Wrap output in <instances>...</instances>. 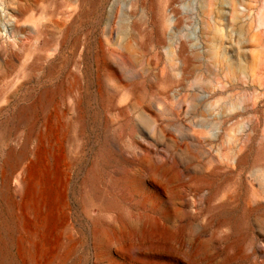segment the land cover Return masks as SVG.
Masks as SVG:
<instances>
[{"label":"rangeland","instance_id":"374dc122","mask_svg":"<svg viewBox=\"0 0 264 264\" xmlns=\"http://www.w3.org/2000/svg\"><path fill=\"white\" fill-rule=\"evenodd\" d=\"M4 184L0 264H264V0H0Z\"/></svg>","mask_w":264,"mask_h":264},{"label":"bare ground","instance_id":"6f19581e","mask_svg":"<svg viewBox=\"0 0 264 264\" xmlns=\"http://www.w3.org/2000/svg\"><path fill=\"white\" fill-rule=\"evenodd\" d=\"M24 150L25 149H23V151ZM37 162H38L37 159L34 158V159L30 160L28 163H25L26 164L25 166H22L23 160L22 159L16 160L15 156H13V154L11 152H9L7 157H6V163H7V168H8L9 174L12 175L15 171H17L20 168V171L16 175V181L19 183V185H22L24 188V185L27 182L30 183V186L28 187V193H30L32 201H30L25 206H23V210L25 209V210L30 211V213H32L34 215L35 220L39 219V215L41 212H43V208L45 207V199L43 198L42 194H43V191L45 192V190H46V185H47L46 175L49 173L46 168H44L41 171H37L38 170L36 167ZM140 163L142 164V166L143 165L147 166L148 169H150L152 172H155V173H158L161 175H163L166 172L165 168H170L169 166H165V165L155 166L152 163L148 162L147 160L146 161L142 160ZM157 168H158V171H157ZM171 168H170V170H171ZM43 186H44V188H43ZM7 188H8L7 184H4L0 190V196L2 197V200L5 203H7V205H10L11 199H10L9 194L7 195ZM52 200H50L51 201V211L49 212L48 215H45L43 217L44 222L46 219L48 220V218L52 217V214H55V212H56L55 207H53L54 205L52 203ZM44 222H39L38 224H36L35 227L38 230H41L42 228H44ZM35 223H37V222H35ZM34 224H33V226H34ZM102 231H103V229H102ZM32 232H34V231H32Z\"/></svg>","mask_w":264,"mask_h":264},{"label":"water","instance_id":"95a60500","mask_svg":"<svg viewBox=\"0 0 264 264\" xmlns=\"http://www.w3.org/2000/svg\"><path fill=\"white\" fill-rule=\"evenodd\" d=\"M141 159H145V160H147L148 162L152 163V164L155 165V166H162V165H165V166H169V167L171 168V166H170V164H169L168 162L155 163L154 161H152V160H151L150 158H148V157H143V158H141ZM141 159H139V160H141Z\"/></svg>","mask_w":264,"mask_h":264}]
</instances>
